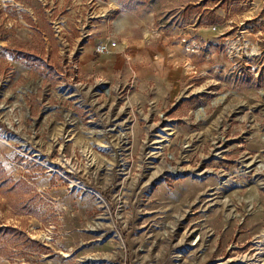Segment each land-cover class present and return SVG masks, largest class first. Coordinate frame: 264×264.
Listing matches in <instances>:
<instances>
[{
    "label": "rangeland",
    "instance_id": "rangeland-1",
    "mask_svg": "<svg viewBox=\"0 0 264 264\" xmlns=\"http://www.w3.org/2000/svg\"><path fill=\"white\" fill-rule=\"evenodd\" d=\"M106 9L197 59L173 111L85 94ZM215 23L226 67L193 56ZM0 168V264H264V0H0Z\"/></svg>",
    "mask_w": 264,
    "mask_h": 264
},
{
    "label": "crops",
    "instance_id": "crops-1",
    "mask_svg": "<svg viewBox=\"0 0 264 264\" xmlns=\"http://www.w3.org/2000/svg\"><path fill=\"white\" fill-rule=\"evenodd\" d=\"M118 8H120L119 5ZM103 12L93 16L87 15L100 19L89 25L93 32L88 33L80 43L77 68L80 69L81 75H102L105 86L95 89L94 85L87 81L85 94L99 96V98L91 99V103L102 97L105 102H110L109 108L120 100L121 105L118 109L124 108L123 110L128 112L133 106H145L149 100L154 103L153 111L162 110L164 107L166 109L169 101H173L175 93H180L183 86L191 83V79L185 75V64L195 66L197 64L194 62H198L197 59L194 58L195 61H192L187 58L183 50L179 49L181 47L179 44L176 46L144 45L139 31L153 23L155 20L153 13L143 14L141 11L137 15L134 12L117 10L113 19L115 24L107 30L104 25L109 21L108 18H111V14L107 9L105 13ZM211 25L206 28L197 27L194 38L191 40V44L198 48L197 51L193 50V52L196 51V55L193 56H212L213 65L211 66L226 67L228 64L222 61L228 59V46L221 45L223 37L217 31L216 23ZM75 39L79 40L78 37ZM110 41H115L116 45L110 47ZM98 44L106 45L107 53L95 54L94 48ZM206 44H212V46L205 47ZM185 45L188 46V42ZM199 53L201 56H198ZM205 64L206 62L199 63L201 66ZM100 89L103 92L97 93ZM75 91L73 89V94H76ZM165 111L173 110L170 107Z\"/></svg>",
    "mask_w": 264,
    "mask_h": 264
},
{
    "label": "built area",
    "instance_id": "built-area-1",
    "mask_svg": "<svg viewBox=\"0 0 264 264\" xmlns=\"http://www.w3.org/2000/svg\"><path fill=\"white\" fill-rule=\"evenodd\" d=\"M146 34L148 35V37H146V40L148 42H151V38H159L157 39V43H159L158 41H166L167 40V37L166 36H162L163 34V31L160 29V27H154L153 29H148L146 31ZM183 41H185V39H183ZM116 45V42L115 41H110L109 42V46L110 47H113ZM94 52L97 53V54H103V53H107V46L104 45V44H98L95 46L94 48Z\"/></svg>",
    "mask_w": 264,
    "mask_h": 264
},
{
    "label": "trees",
    "instance_id": "trees-1",
    "mask_svg": "<svg viewBox=\"0 0 264 264\" xmlns=\"http://www.w3.org/2000/svg\"><path fill=\"white\" fill-rule=\"evenodd\" d=\"M2 176H3V173H2V170L0 168V180H5V179L2 178ZM9 230H12L11 227H9Z\"/></svg>",
    "mask_w": 264,
    "mask_h": 264
}]
</instances>
